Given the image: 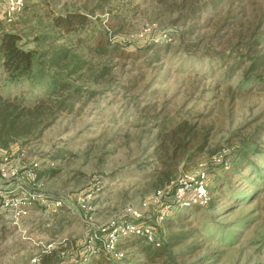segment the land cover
<instances>
[{"label":"rangeland","instance_id":"obj_1","mask_svg":"<svg viewBox=\"0 0 264 264\" xmlns=\"http://www.w3.org/2000/svg\"><path fill=\"white\" fill-rule=\"evenodd\" d=\"M26 1L30 6L22 14L28 18L33 12L51 11L64 0ZM66 1L79 5L83 0ZM188 1L86 0L96 8L89 14L90 23L77 36L58 32L52 44L37 43L32 34L25 37L30 41L28 46L46 51L42 58L45 61L54 50L70 48L66 71L73 67L77 70L66 79L73 86L87 87L93 94L89 98L85 93L81 95L82 106L74 101L71 108L43 113L41 119H50L48 123L30 137L11 142L7 151H0V159L15 158L25 151L20 166L31 168L34 177L26 179V185L63 199L62 207L74 214L70 224L53 235L52 223L58 217V208L45 211L33 207L16 226L8 213L0 212V264H28L31 256L40 251L37 242H52L56 252L44 264H66L71 257L79 258L84 253L85 233H96L111 218L123 215L127 207L142 210L144 217L152 219L162 206H171L172 184L165 186V195L155 194L164 188H159V181L166 173L160 171L168 168H161L154 153L155 120L139 118L147 102L138 95L145 86L146 91L156 90V108L164 106V114L176 109L189 111L199 131L198 139L206 140L203 151L193 159L180 160L172 174L175 179L183 173L205 169L209 203L167 212L155 226L157 238L168 251L160 258L167 257L172 264H264V179H258L252 170L243 173L245 178L240 182L233 177L232 184L222 188L221 194L214 190L229 171L227 165L248 150L253 140L260 151L253 161L263 169L264 89L238 87V78L226 81L211 79L209 74L203 76L208 73L209 60L201 58L200 53L193 58L184 51V27L177 20L182 5ZM255 7L244 11L237 8L230 13L224 10L220 17H211L185 39L198 41L205 51H226L253 24ZM116 13L125 14L126 19L123 30L111 35L107 26ZM43 21L47 25L46 18ZM30 22L13 25L0 18V29L25 32L37 23L33 19ZM45 31L57 32L50 28ZM105 31L104 45L124 49L132 53L130 57L99 51V32ZM150 43L160 45V49L167 45V49L160 52L157 61L143 68L146 56L141 55V48ZM139 72H144L142 82L126 91L128 78ZM27 86L19 85V91H26ZM215 154L221 162L213 160ZM148 220L146 216L144 221ZM186 235L189 236L183 239ZM133 240L121 242L123 259L134 258ZM103 254L98 253L86 264H96L101 258L102 264L110 263L109 256ZM123 259L117 261L121 263Z\"/></svg>","mask_w":264,"mask_h":264},{"label":"trees","instance_id":"obj_2","mask_svg":"<svg viewBox=\"0 0 264 264\" xmlns=\"http://www.w3.org/2000/svg\"><path fill=\"white\" fill-rule=\"evenodd\" d=\"M24 1L22 12L9 24L28 23L32 19L37 23L32 27L28 26L29 29H26L25 32L13 28L0 29V151L3 152L7 151L11 142L30 137L35 134L38 128L48 123L50 119H41L43 113H47L48 110L61 111L71 108L74 101L77 104L79 102L82 106L81 95L85 93L89 98L93 94L87 87L73 86L66 79V75L75 73L77 70V67H73L66 71L70 48L54 50L50 58L45 61L42 58L46 55V51L39 52L36 48L28 46L30 41H27L25 37L32 34L35 42L52 44L57 40L58 32L69 37L77 36L90 23L89 14L96 7L89 6L86 0H83L79 5L64 0L58 4L57 8H51V11L41 14L33 12L30 13L31 17L27 18L22 13L30 5L28 6L26 0ZM252 5H256L252 14L253 24L248 26L226 51L215 52L209 49L205 51L201 49L198 41L185 39V36L191 35L197 29L205 26V21L210 20L211 17H220L224 10L228 13L237 8L244 11ZM204 13L209 15H203ZM124 15L116 13L110 17L107 26L108 33L115 35L123 30L126 19ZM44 18L47 20V25H45L46 21H43ZM177 20L184 27L181 32L184 51L193 55V58H196V54L200 53L201 58L209 60L208 73L204 74V77L209 74L211 79L218 77L226 81L238 78V87L264 89V0H190L182 5ZM47 28L53 31L57 30L54 33L56 35L45 31ZM106 34V31L99 32L101 41L98 43V48L100 52L111 56L130 57L132 53L124 49L105 46ZM159 46L150 43L141 48V55L146 56L143 68H148L157 61L160 52L167 49V45H163V49H160ZM143 79L144 72L131 75L124 89L129 91L135 88ZM24 83L28 84L27 90L19 91V85ZM147 88L145 86L139 91L138 96H143V100H138L147 102L141 107L139 118L155 120L157 143L154 153L161 168H168L166 172L160 171V173H166V176L159 181V188H165L166 185L172 184L173 186L170 188L172 193L175 180L179 176L174 179L175 175L172 174V170H175V166L180 160H189L198 156L203 151L206 140L204 137L202 140L198 139L199 131L195 129L196 123L191 121L192 114L189 111L176 109L171 113L164 114V106L156 108L157 104L154 101L156 90L146 91ZM35 92H39V94L35 95ZM257 143L253 140L248 150L239 153L236 159L227 165L229 171L220 178V182L216 183L217 187L214 189L218 190V194H221L222 188L232 184L233 177L237 176L238 182H240L245 178L243 173L248 171L253 170V174L258 179H264V159L260 158L263 161V169H259V166L253 161L256 153L260 152ZM247 161H249V165L246 166ZM217 166L222 170L226 169L223 164ZM245 166L247 170H245ZM238 168L242 169L238 171ZM208 191H210L209 188ZM62 208H58V217L52 223L53 235L61 233L70 224L74 215ZM68 212L71 215H68ZM187 236L189 235L182 238L186 239ZM157 239L160 243L158 246L147 243L142 238L133 240L131 244L136 248L133 260L123 259V257V261L119 263L109 256L110 263L108 264H124L123 262L126 264H172L166 259L167 257L160 258L168 251L164 245L162 246L160 239ZM54 253H56L54 249H51L48 253L38 251L33 255L39 258L38 264H44L51 261ZM102 260V258L99 259L96 264H102Z\"/></svg>","mask_w":264,"mask_h":264},{"label":"built area","instance_id":"obj_3","mask_svg":"<svg viewBox=\"0 0 264 264\" xmlns=\"http://www.w3.org/2000/svg\"><path fill=\"white\" fill-rule=\"evenodd\" d=\"M24 4V0H0L2 21L6 24L11 23L22 12ZM24 154L25 151H20L15 158L4 156L0 160V212L8 213L15 226L33 207L37 206L48 211L64 205L63 199L46 195L26 185L24 181L26 179L31 181L34 177L31 168L20 166V160L24 158ZM216 155H213V160L221 162L219 158L216 159ZM166 191L165 187L157 190L155 194L161 197ZM171 198V206H162L159 213L152 219L151 216L146 215L152 223L149 220L144 221L145 212L129 206L123 215L111 218L96 233L91 231L85 233L87 242L84 245V253L79 258L71 257L66 264H86L98 253L120 260L123 257V251L120 249L121 242L132 238H142L145 242L158 246L160 243L156 237L155 226L166 218L168 211L173 208L180 210L193 206H205L209 203L207 171L199 169L192 174L179 175L175 180ZM80 200L83 201V199ZM36 245H41L40 251L45 253L54 248L52 242L47 244L37 242ZM38 262L39 258L33 255L28 264H38Z\"/></svg>","mask_w":264,"mask_h":264}]
</instances>
